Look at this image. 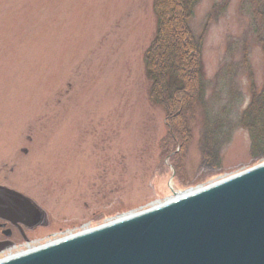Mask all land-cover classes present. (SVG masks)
<instances>
[{"label": "rangeland", "instance_id": "374dc122", "mask_svg": "<svg viewBox=\"0 0 264 264\" xmlns=\"http://www.w3.org/2000/svg\"><path fill=\"white\" fill-rule=\"evenodd\" d=\"M153 3L0 0V180L38 207L42 245L264 163L240 125L264 87V0L194 7L204 102L185 119L150 96Z\"/></svg>", "mask_w": 264, "mask_h": 264}, {"label": "water", "instance_id": "95a60500", "mask_svg": "<svg viewBox=\"0 0 264 264\" xmlns=\"http://www.w3.org/2000/svg\"><path fill=\"white\" fill-rule=\"evenodd\" d=\"M10 192L38 221L30 201ZM1 264H264V163Z\"/></svg>", "mask_w": 264, "mask_h": 264}, {"label": "trees", "instance_id": "16d2710c", "mask_svg": "<svg viewBox=\"0 0 264 264\" xmlns=\"http://www.w3.org/2000/svg\"><path fill=\"white\" fill-rule=\"evenodd\" d=\"M200 1L154 0L153 3L156 33L144 55L146 73L152 84L150 96L155 102L164 104L168 108V115L177 119L189 118L198 103L204 102L201 62L197 59L201 45L194 39L189 28L193 9ZM258 12L264 28V5ZM259 43L264 50V35ZM240 125L248 130L253 148L262 150L264 87L261 94L252 99L240 119ZM209 128L204 141L210 145L207 149L211 148V144L214 147V136L217 134V130L211 126ZM214 155L218 156L216 151H212Z\"/></svg>", "mask_w": 264, "mask_h": 264}, {"label": "flooded vegetation", "instance_id": "af4514ba", "mask_svg": "<svg viewBox=\"0 0 264 264\" xmlns=\"http://www.w3.org/2000/svg\"><path fill=\"white\" fill-rule=\"evenodd\" d=\"M10 191L28 199L24 193L0 180V264L17 259L29 249L42 245L41 237L37 236L43 227L41 212L29 199L40 215L38 221L36 218L31 220L26 213V204Z\"/></svg>", "mask_w": 264, "mask_h": 264}, {"label": "bare ground", "instance_id": "6f19581e", "mask_svg": "<svg viewBox=\"0 0 264 264\" xmlns=\"http://www.w3.org/2000/svg\"><path fill=\"white\" fill-rule=\"evenodd\" d=\"M261 164H262V163H261ZM242 173H244V172H242ZM239 174H241V173H239ZM239 174H236V175H234V176H237V175H239ZM234 176H231V177H229V178H232V177H234ZM229 178H226V179H229ZM226 179L218 180V181H216V182H211L210 184H208V185H206V186H201V187H198V188H195V189L193 188V189L188 190V191H185V192H183V193H179V194H177V195H175V196H171V197H169L168 199H166L164 202H158V203L154 204L150 209L145 210V211H149V210H152V209H154V208H158V207H160V206H163L164 204L171 203V202L176 201V200H179V199H181V198H183V197L191 196V195L196 194V193H198V192H201V191H203V190H205V189H207V188H209V187L216 186V185H218L219 183L225 181ZM145 211H142V212H145ZM142 212H139V213H129V214H126V215L120 216V217H118L117 219H115V220H111V221H108L107 223H105V224H103V225H101V226L108 225V224H112V223H115L116 221H122V220H125V219H127V218H129V217H132V216H134V215L140 214V213H142ZM92 229H94V228H85L82 232H79V233H77V234H70V235H68V236H65L64 238H58V239H56V240H54V241H49V242H47L46 244H44L43 246L41 245V246H38L37 248H36V247H33V248L29 249L28 251H26L25 253H23V255H21L20 257H23V256H25V255H27V254H29V253L36 252V251H38V250H41V249H43V248L46 247V246H50V245H53V244H55V243L57 244V243L61 242L62 240H68V239H71V238H73V237H75V236H78V235H80V234H83V233L89 232V231L92 230ZM20 257H18V258H20ZM13 260H14V259H13Z\"/></svg>", "mask_w": 264, "mask_h": 264}]
</instances>
